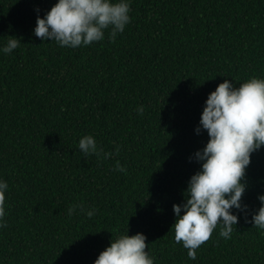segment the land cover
<instances>
[{"label":"trees","instance_id":"1","mask_svg":"<svg viewBox=\"0 0 264 264\" xmlns=\"http://www.w3.org/2000/svg\"><path fill=\"white\" fill-rule=\"evenodd\" d=\"M56 3L0 0V47L21 42L0 53V179L9 186L0 264H94L127 228L146 236L154 264H264V232L252 223L264 147L250 157L248 213L232 210L230 239L217 227L193 261L171 229L173 205L201 168L194 154L209 137L195 129L208 95L225 79L264 78V0H130L115 41L106 31L75 50L33 34ZM85 135L111 157H85ZM77 205L96 214L70 216Z\"/></svg>","mask_w":264,"mask_h":264},{"label":"clouds","instance_id":"2","mask_svg":"<svg viewBox=\"0 0 264 264\" xmlns=\"http://www.w3.org/2000/svg\"><path fill=\"white\" fill-rule=\"evenodd\" d=\"M130 0H57L43 18L37 16L34 35L42 41H51L62 48L77 49L103 41L108 31L115 41L130 23ZM16 37H7L0 53L8 55L20 46ZM143 114V107L137 109ZM206 131V146L194 154L201 168L194 174L185 193V202L173 205L174 239L195 261L197 250L205 244L219 227V236L230 239L238 223V213L247 215L242 205L246 191L243 182L251 155L264 147V78L252 77L238 87L228 79L211 92L203 108L197 135ZM78 149L85 156L95 155L108 159L92 135L79 139ZM118 152V149H117ZM116 170L124 171L122 167ZM8 183L0 179V228L6 227L5 199ZM259 209L252 215L253 227L264 232V195L258 196ZM80 208L88 218L96 209L82 205L70 207L71 216ZM183 212V215L181 213ZM112 238L110 246L101 252L94 264H154L148 251L146 236L137 233ZM147 249V250H146Z\"/></svg>","mask_w":264,"mask_h":264}]
</instances>
